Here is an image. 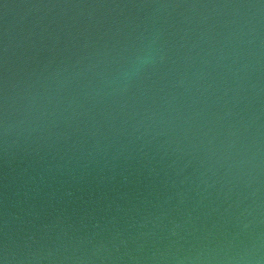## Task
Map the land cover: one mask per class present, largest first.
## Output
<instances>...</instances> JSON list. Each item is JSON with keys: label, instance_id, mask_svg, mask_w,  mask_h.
<instances>
[{"label": "water", "instance_id": "water-1", "mask_svg": "<svg viewBox=\"0 0 264 264\" xmlns=\"http://www.w3.org/2000/svg\"><path fill=\"white\" fill-rule=\"evenodd\" d=\"M0 264H264V0H0Z\"/></svg>", "mask_w": 264, "mask_h": 264}]
</instances>
